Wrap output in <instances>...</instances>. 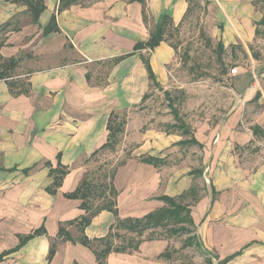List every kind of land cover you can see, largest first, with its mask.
I'll use <instances>...</instances> for the list:
<instances>
[{
  "label": "crops",
  "instance_id": "crops-1",
  "mask_svg": "<svg viewBox=\"0 0 264 264\" xmlns=\"http://www.w3.org/2000/svg\"><path fill=\"white\" fill-rule=\"evenodd\" d=\"M42 1L45 9L33 24L25 5L0 0V26L11 23L8 32L0 33V55L20 59L9 81L29 85L27 95L13 96L0 80V253L15 248L20 236L41 226L46 231L0 264H47L59 224L83 214L80 202L64 194L75 190L90 168L91 154L106 142L109 115L137 110L152 87L141 56L149 59L161 90L170 82L168 66L175 58L170 45L134 51L135 45L148 40L163 15L176 27L187 9L185 0H145L144 23L142 5L130 0L79 1L61 12L59 0ZM205 1L223 8L228 0ZM229 1L230 12L220 17V39L224 48L239 45L246 55L248 84L234 92L223 118L192 124L201 147L178 146L186 140L178 132L142 131V126L133 132L130 127L140 117L128 116L122 142L132 134L139 137L113 186L119 217L142 218L164 207L157 198L178 199L208 177L197 202L189 204L200 248L218 264L227 258L225 264H264L263 49L251 55L255 22L239 16V0ZM52 16L59 31L44 37L42 28ZM14 26L17 31H11ZM58 154L68 174L56 195H50L46 188L52 180L44 164L55 168ZM148 156L163 159L164 165L140 162ZM192 170H202V177H194ZM114 221L112 214L101 212L85 235L104 237ZM154 231L143 234L138 251L110 254L107 264H164L160 256L171 239L149 238ZM73 263L95 264L94 254L79 244L58 243L49 264Z\"/></svg>",
  "mask_w": 264,
  "mask_h": 264
},
{
  "label": "rangeland",
  "instance_id": "rangeland-1",
  "mask_svg": "<svg viewBox=\"0 0 264 264\" xmlns=\"http://www.w3.org/2000/svg\"><path fill=\"white\" fill-rule=\"evenodd\" d=\"M203 1L201 8L189 13L177 27H168L166 39L175 48L174 61L168 66L170 82L160 91L152 86L140 108L128 111V116L137 113L140 117L137 125L130 127L133 132L139 131L141 126L142 131L155 129L165 132L166 125L175 122L162 94L163 91L170 94L173 108L192 131V124L205 119L215 122L223 118L230 110L234 92L240 93L248 84L250 66L239 45L227 46L222 62L217 59L216 44L221 34L220 17L221 13L230 12V1H224L221 5L223 8H220L218 3L205 7ZM239 16L254 20L255 25L264 20V0H239ZM256 30V39L248 48L253 56L256 52L260 55L259 50L263 49L264 58V26L258 25ZM234 68L237 72L232 75L230 71ZM240 74L244 75L243 80L236 83ZM138 137L139 135L132 134L127 136L123 142L121 138L115 152L95 157L90 161L87 175L95 178L98 184L108 183V180L103 177L109 175L116 164L128 152H131ZM184 138L190 139L189 136H184ZM194 171L196 170H192ZM205 173L208 174V171ZM208 184V177L201 178V184L193 183L191 187L199 196L203 190L202 185L206 188ZM185 201L190 205L193 204L190 196L185 197L180 203L185 204ZM98 203L94 201V204ZM175 228H184V232L177 235L167 234L165 230L171 229L170 226L167 229H157L155 233H152L153 237L171 239L169 247L164 252L165 257H162L164 264H218L213 255L206 254L196 245L195 227L178 224ZM68 229L74 232L73 228Z\"/></svg>",
  "mask_w": 264,
  "mask_h": 264
},
{
  "label": "trees",
  "instance_id": "trees-1",
  "mask_svg": "<svg viewBox=\"0 0 264 264\" xmlns=\"http://www.w3.org/2000/svg\"><path fill=\"white\" fill-rule=\"evenodd\" d=\"M14 3H21L27 7V12L31 18L33 24L38 23V18L40 14L44 11L45 6L42 0H11ZM79 1H94V0H59L58 12H61L65 9H68L70 6L78 3ZM131 2H138L142 5V16L143 21L146 23L148 21L146 14V3L145 0H130ZM203 0H185L187 3V9L183 16L182 21L191 13L193 10L201 8ZM204 6L209 5L208 1H203ZM181 21V22H182ZM180 22V23H181ZM179 23V24H180ZM178 24V25H179ZM264 26V20L258 22L256 26ZM11 23L7 22L6 24L0 26L1 32H8ZM174 26L170 17L163 15L160 20L155 24L154 28L150 32L149 38L144 43H137L134 47V51L148 50L152 51L160 45L162 42H166L170 47L175 51V48L167 41L166 34L168 27ZM175 27V26H174ZM177 27V26H176ZM17 27H13L11 31H17ZM58 27L55 22V16H52L50 22L42 28V35L44 37L57 33ZM257 32V30H256ZM255 32V33H256ZM3 42H0V48L2 47ZM217 50V59L222 62V56L224 53V45L220 39L216 44ZM121 58L115 59L114 63L118 62ZM141 61L144 65V68L147 73V77L152 84V86L158 90L160 85L156 82V77L151 69L149 59L145 56H141ZM19 58H10L3 59L0 55V80L6 81L10 93L13 96L27 95L29 93V85L24 82H13L9 81L15 76V70L19 65ZM162 94L165 97L168 108L171 110V113L174 117L175 122L173 124L166 125L165 133H175L178 132L182 136H189V140H184L179 142L178 146L184 145H199L192 136V131L190 127L178 116L177 111L173 108V102L170 97V94L167 91H163ZM257 96V95H256ZM147 95L142 99V104L146 100ZM128 111L124 110L121 112H112L109 115L106 131L107 139L106 142L97 150H95L91 156L90 161L94 160L98 155L105 153L115 152L116 146L121 141V136L124 132L125 124L128 117ZM255 132V128H253ZM199 147H201L199 145ZM131 152L121 159L116 166L111 170L109 175H105L103 178L108 180V183H96L95 178L91 175H84L82 180L79 182L78 186L71 193L64 194V197L68 200H77L80 202L79 210L83 212L78 218L67 221L59 224L58 232L56 238L50 244L46 262L49 264L55 253L56 246L58 243H70V244H79L83 247H86L92 251L95 257V264H107V258L110 254H128L131 252H136L139 249V246L142 242L141 238L146 231L156 230V229H167L171 226V229L165 230L171 235H177L178 233L184 232V228H175L176 225L188 224L191 227H195L191 216H190V205L181 204L185 197L190 196L192 202L196 203L198 196L196 195V190L193 187H190L188 192L181 195L178 199L169 198V197H159L157 200L162 201L165 205L161 209L149 213L142 218H125L121 219L118 215V210L116 207V198L117 191L113 186V179L116 174V171L119 167L123 166L126 163V160L130 158ZM57 165L55 168H52L49 162H46L44 166L48 168V176L51 178V184L46 188V192L50 195H56L58 189L62 185L64 177L68 174L66 167L60 164V155H57ZM140 162L143 164L151 165L153 167H159L164 165L163 159L154 158V157H142ZM194 177L199 178L202 176V170H196L192 172ZM213 193V189L211 188ZM213 200V198H212ZM94 201H98V204H94ZM101 212H108L114 217V224L109 227L108 233L101 238L89 239L85 235V229L91 224L92 220L98 216ZM68 228H73L74 232ZM151 232L149 238H153ZM74 234L76 236H74ZM46 231L44 226H41L39 229L34 230L32 233L26 236L19 237L18 245L9 250L0 253V263H2L8 255L17 252L21 249L28 241L34 239L35 237L45 236ZM118 241V242H117ZM186 245V244H185ZM196 245L200 248L199 243L196 239ZM160 257H165L163 253ZM231 258L225 259L220 264H225ZM78 264V263H73Z\"/></svg>",
  "mask_w": 264,
  "mask_h": 264
},
{
  "label": "built area",
  "instance_id": "built-area-1",
  "mask_svg": "<svg viewBox=\"0 0 264 264\" xmlns=\"http://www.w3.org/2000/svg\"><path fill=\"white\" fill-rule=\"evenodd\" d=\"M236 72H237V69H232L231 71H230V73L233 75V74H236Z\"/></svg>",
  "mask_w": 264,
  "mask_h": 264
},
{
  "label": "water",
  "instance_id": "water-1",
  "mask_svg": "<svg viewBox=\"0 0 264 264\" xmlns=\"http://www.w3.org/2000/svg\"><path fill=\"white\" fill-rule=\"evenodd\" d=\"M161 89H159V91H160Z\"/></svg>",
  "mask_w": 264,
  "mask_h": 264
}]
</instances>
